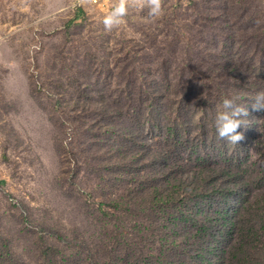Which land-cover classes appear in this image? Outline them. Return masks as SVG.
<instances>
[{
    "label": "trees",
    "instance_id": "16d2710c",
    "mask_svg": "<svg viewBox=\"0 0 264 264\" xmlns=\"http://www.w3.org/2000/svg\"><path fill=\"white\" fill-rule=\"evenodd\" d=\"M241 9L235 16L227 1L204 15L227 24L161 20L160 40L147 33L156 60L143 74L126 58L112 90L61 78L42 87L62 152H109L83 162L114 187L100 204L111 227L102 248L49 227L56 243L37 245L41 264H264V110L251 106L264 91V11L252 13L248 0ZM84 14L76 8L65 27ZM234 97L249 113L235 146L215 128L223 100ZM77 163L65 158L62 175ZM0 264L20 263L5 245Z\"/></svg>",
    "mask_w": 264,
    "mask_h": 264
},
{
    "label": "rangeland",
    "instance_id": "374dc122",
    "mask_svg": "<svg viewBox=\"0 0 264 264\" xmlns=\"http://www.w3.org/2000/svg\"><path fill=\"white\" fill-rule=\"evenodd\" d=\"M78 1L0 0V247L6 245L20 264L42 263L37 245L56 243L47 234L49 227L67 239L85 240L96 251L111 228L100 215V204L114 181H100L83 162H95L109 152H62L65 137L49 118L52 101L42 90L48 80H78L93 91L98 80L104 82L100 89L112 90L118 87V65H125L126 58H135V68L143 74L156 60L147 33L157 32L160 40L161 20L227 24L204 15L223 12L231 1L235 16H241L246 2L192 0L188 8V0H163L161 16L149 17L147 8H130L122 25L106 31L102 20L116 0L104 7L79 6ZM248 1L252 13L264 11V0ZM78 7L84 17L67 29ZM65 158L79 164L68 178L62 175Z\"/></svg>",
    "mask_w": 264,
    "mask_h": 264
},
{
    "label": "clouds",
    "instance_id": "9594fccd",
    "mask_svg": "<svg viewBox=\"0 0 264 264\" xmlns=\"http://www.w3.org/2000/svg\"><path fill=\"white\" fill-rule=\"evenodd\" d=\"M163 0H116L112 9L104 16L102 23L106 31H111L125 22L130 8L148 9L149 17H159L163 14ZM236 97L225 98L222 102L223 110L220 111L215 120V128L219 140L227 141L235 146L244 136L238 129L247 125L246 118L249 113L245 106L237 103ZM252 109L264 110V91L258 92L252 99Z\"/></svg>",
    "mask_w": 264,
    "mask_h": 264
},
{
    "label": "built area",
    "instance_id": "2783aa9c",
    "mask_svg": "<svg viewBox=\"0 0 264 264\" xmlns=\"http://www.w3.org/2000/svg\"><path fill=\"white\" fill-rule=\"evenodd\" d=\"M109 0H79L78 5H84V4H89L92 6H97V7H104L107 5Z\"/></svg>",
    "mask_w": 264,
    "mask_h": 264
}]
</instances>
